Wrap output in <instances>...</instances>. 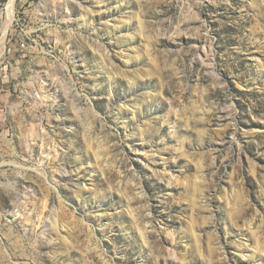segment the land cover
Wrapping results in <instances>:
<instances>
[{"label":"rangeland","instance_id":"rangeland-1","mask_svg":"<svg viewBox=\"0 0 264 264\" xmlns=\"http://www.w3.org/2000/svg\"><path fill=\"white\" fill-rule=\"evenodd\" d=\"M2 47L0 264H264V0H15Z\"/></svg>","mask_w":264,"mask_h":264},{"label":"bare ground","instance_id":"bare-ground-1","mask_svg":"<svg viewBox=\"0 0 264 264\" xmlns=\"http://www.w3.org/2000/svg\"><path fill=\"white\" fill-rule=\"evenodd\" d=\"M14 1L15 0H11L9 3H8V5H7V12H8V16H9V18H8V22H7V24H6V26H5V28H4V31H3V37H2V39H0V48L3 46V39H4V36H5V34H6V30H7V28L9 27V25H10V23H11V21H12V19H13V5H14ZM3 48V47H2ZM1 51V50H0ZM142 236H143V238L145 237V233H144V231H142Z\"/></svg>","mask_w":264,"mask_h":264}]
</instances>
